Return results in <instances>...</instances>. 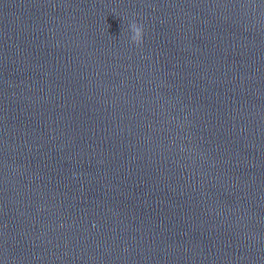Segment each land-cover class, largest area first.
I'll return each mask as SVG.
<instances>
[{"label": "clouds", "instance_id": "9594fccd", "mask_svg": "<svg viewBox=\"0 0 264 264\" xmlns=\"http://www.w3.org/2000/svg\"><path fill=\"white\" fill-rule=\"evenodd\" d=\"M128 30L131 33L130 41L132 44L139 46L143 43L144 30L143 26L138 24L135 20H133L129 26Z\"/></svg>", "mask_w": 264, "mask_h": 264}]
</instances>
